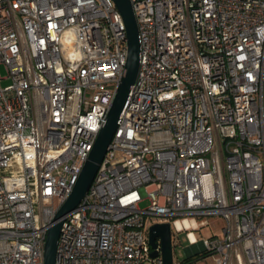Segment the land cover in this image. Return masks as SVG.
<instances>
[{
  "label": "built area",
  "instance_id": "obj_1",
  "mask_svg": "<svg viewBox=\"0 0 264 264\" xmlns=\"http://www.w3.org/2000/svg\"><path fill=\"white\" fill-rule=\"evenodd\" d=\"M130 1L137 77L55 264H163L148 218L206 252L190 262L264 264V0ZM126 40L113 0H0V264H43ZM212 215L221 234L198 240L192 218Z\"/></svg>",
  "mask_w": 264,
  "mask_h": 264
},
{
  "label": "water",
  "instance_id": "obj_2",
  "mask_svg": "<svg viewBox=\"0 0 264 264\" xmlns=\"http://www.w3.org/2000/svg\"><path fill=\"white\" fill-rule=\"evenodd\" d=\"M113 2L121 13L125 23L127 39L125 72L116 88L105 121L97 134L93 147L89 152L72 191L58 208L54 216V223L47 231L44 244L43 264H55L57 242L64 216L73 210L86 194L115 131L117 120L126 101L130 86L135 82L137 77L140 59V43L132 4L130 0H113ZM148 240L152 248L150 253L151 257H156L160 251L163 264H173L172 227L169 221L151 224L148 228ZM184 250L186 251L187 257L199 252L198 250L189 251V247H185Z\"/></svg>",
  "mask_w": 264,
  "mask_h": 264
},
{
  "label": "rangeland",
  "instance_id": "obj_3",
  "mask_svg": "<svg viewBox=\"0 0 264 264\" xmlns=\"http://www.w3.org/2000/svg\"><path fill=\"white\" fill-rule=\"evenodd\" d=\"M0 73L2 76L6 74V70L4 66L1 64L0 65ZM10 82L9 79H3L1 81L2 85H6ZM148 204L147 200H144L140 203L141 207H145ZM196 219L198 225L200 226L199 229L193 230L195 236L197 237L198 240L206 239L208 237L212 236H218L221 234L222 228L225 224V221L223 218L219 216H204L201 218H192ZM165 219H153V218H148L147 222L148 225H151L156 222H163ZM186 231L180 232L178 235L181 239V242L179 244L174 245L173 244V253H174V261H181L183 259H187L188 257L186 256V251L184 250L185 247H189V243L187 242L186 239ZM176 235V234H174ZM200 252L196 253L193 256H198ZM214 262V256L210 255L209 257H206L205 259H199L197 261L193 262H187L184 264H213ZM145 264H150V261H146Z\"/></svg>",
  "mask_w": 264,
  "mask_h": 264
},
{
  "label": "trees",
  "instance_id": "obj_4",
  "mask_svg": "<svg viewBox=\"0 0 264 264\" xmlns=\"http://www.w3.org/2000/svg\"><path fill=\"white\" fill-rule=\"evenodd\" d=\"M174 234H175L174 229H172V241H173V244L176 245V244H179L181 242V239H180L178 234H176V235H174ZM198 255L203 257L206 255V252H201ZM186 260H188V259H185V262H183L182 264L187 263ZM181 261H183V260H181ZM181 261H177V262H181Z\"/></svg>",
  "mask_w": 264,
  "mask_h": 264
},
{
  "label": "flooded vegetation",
  "instance_id": "obj_5",
  "mask_svg": "<svg viewBox=\"0 0 264 264\" xmlns=\"http://www.w3.org/2000/svg\"><path fill=\"white\" fill-rule=\"evenodd\" d=\"M193 257H194L193 255L189 256V257L187 258L188 260H186V261H187V262H188V261L190 262V261L192 260ZM182 262H185V259H183Z\"/></svg>",
  "mask_w": 264,
  "mask_h": 264
},
{
  "label": "crops",
  "instance_id": "obj_6",
  "mask_svg": "<svg viewBox=\"0 0 264 264\" xmlns=\"http://www.w3.org/2000/svg\"><path fill=\"white\" fill-rule=\"evenodd\" d=\"M189 251H195V250H193V249H191V248L189 247Z\"/></svg>",
  "mask_w": 264,
  "mask_h": 264
}]
</instances>
